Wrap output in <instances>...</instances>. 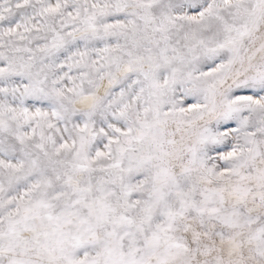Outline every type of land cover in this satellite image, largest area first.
<instances>
[{"label":"snow or ice","instance_id":"6c2138e0","mask_svg":"<svg viewBox=\"0 0 264 264\" xmlns=\"http://www.w3.org/2000/svg\"><path fill=\"white\" fill-rule=\"evenodd\" d=\"M0 264H264V0H0Z\"/></svg>","mask_w":264,"mask_h":264}]
</instances>
